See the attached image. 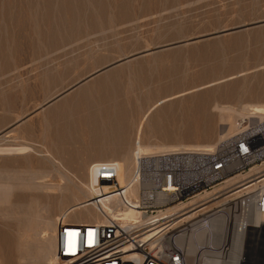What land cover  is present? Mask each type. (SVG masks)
<instances>
[{
	"label": "rangeland",
	"instance_id": "obj_1",
	"mask_svg": "<svg viewBox=\"0 0 264 264\" xmlns=\"http://www.w3.org/2000/svg\"><path fill=\"white\" fill-rule=\"evenodd\" d=\"M99 78L89 96L114 89L127 110L115 118L124 124L113 121L125 130L116 154L87 146L89 111L72 107ZM245 104L264 105V0H0V147L19 150L0 149V264H47L44 243L63 217L104 221L83 201L95 167L131 155L141 127V143L215 146L239 131L221 138L230 128L221 107L239 126ZM251 249L247 259L264 256Z\"/></svg>",
	"mask_w": 264,
	"mask_h": 264
},
{
	"label": "built area",
	"instance_id": "obj_2",
	"mask_svg": "<svg viewBox=\"0 0 264 264\" xmlns=\"http://www.w3.org/2000/svg\"><path fill=\"white\" fill-rule=\"evenodd\" d=\"M239 126L234 136L211 149L139 154L134 171L139 188L135 208L139 215L126 220L121 211L116 218L102 210L104 221L84 223L63 217L56 232V254L61 264H191V259L199 264L201 254H188L181 243V238L187 235L193 236L199 252H213L226 259L232 250L235 222L242 218L245 229L241 259L245 263L248 251L253 252L249 244L253 242L254 231L261 232L257 242L264 248V189L261 184L255 189L264 175L225 187L223 184L264 163V117L242 118ZM95 177L100 187H114L112 192L124 199L123 207L134 206L119 183L116 163H97ZM218 187L219 191L213 195L191 203L198 195ZM220 194L230 197L228 204L207 207L204 202ZM232 198L236 199L231 201ZM183 202L189 203L185 210L192 212L189 221L183 222L177 217L179 213H165ZM256 214L262 221H254ZM214 227L222 228L219 235L214 234ZM202 233L205 238L199 239Z\"/></svg>",
	"mask_w": 264,
	"mask_h": 264
},
{
	"label": "bare ground",
	"instance_id": "obj_3",
	"mask_svg": "<svg viewBox=\"0 0 264 264\" xmlns=\"http://www.w3.org/2000/svg\"><path fill=\"white\" fill-rule=\"evenodd\" d=\"M68 1V0H67ZM68 3V2H66ZM73 3V2H72ZM100 3V2H99ZM49 4V3H48ZM73 6V5H72ZM105 8V7H104ZM5 9V7H4ZM75 9V8H74ZM50 11V10H49ZM5 12V11H4ZM41 23V22H40ZM57 23V22H56ZM25 24V23H24ZM3 27V26H2ZM74 28V27H73ZM9 31V30H8ZM46 31V30H45ZM7 37V36H6ZM4 40V39H3ZM5 47V46H4ZM5 54V53H4ZM3 55V54H2ZM109 74H107V78H104L103 82H107V79H111L110 77H108ZM103 77H106V76H103ZM101 78L97 79L99 80V82L101 81L100 80ZM106 79V81H105ZM90 80V78L88 79H85L84 83H87V81ZM81 82H83L81 80ZM89 82V81H88ZM98 81H96L97 83ZM98 82V83H99ZM79 83V82H78ZM95 82L94 83H90V84H86L84 85V88L77 92L75 94V96H73V100L75 101H79V103H77L76 107L72 105V107L74 108H77V110L80 109V107L83 109H87L89 111V120L88 122H85L87 123L86 126H88V129L85 130L87 131V136L89 138L88 140V145L89 147H93L94 149L96 148H101L99 149L100 151H102L101 153L103 154H106V152H109L111 154H116L114 151V148H116V146L118 145V143L120 144V140H119V134H118V129L121 128V126L119 127L118 124H115V123H122L124 124L123 122L117 120V119H120L124 116L125 113H127V110L125 108H123L122 106L120 107H116L115 105L118 104L117 101H118V96L113 95V90L112 89V93L110 90H108V88L106 87L105 89H103V93H98L96 94V98H94L93 96H89V91L97 86V85H101L102 82H100V84H96ZM108 83V82H107ZM152 83V82H151ZM106 84V83H105ZM104 84V85H105ZM109 85V83H108ZM107 85V86H108ZM76 86V85H75ZM103 86V85H102ZM213 86V85H212ZM73 87V86H72ZM104 87V86H103ZM98 88V86L96 87ZM102 88V87H101ZM100 88V89H101ZM118 88V87H117ZM71 89V88H70ZM69 89V90H70ZM68 90V89H67ZM108 90V91H107ZM115 91V90H114ZM167 91V90H166ZM95 92V91H93ZM116 92V91H115ZM190 92V91H189ZM66 93V92H65ZM68 93V92H67ZM152 93V91H151ZM63 94V93H62ZM62 94H59L56 96V98L58 96H61ZM180 94V93H179ZM182 94V93H181ZM88 95V96H87ZM185 95V93H184ZM179 95H176L175 97H178ZM181 96V95H180ZM93 97V98H92ZM171 97V96H170ZM174 97V98H175ZM154 98V97H153ZM167 99L166 98H163L161 99L163 102H166L168 100H165ZM170 99V98H169ZM172 99V97H171ZM72 100V102H73ZM125 100V99H124ZM155 100V99H154ZM69 101V100H68ZM64 102V101H63ZM122 102V101H121ZM120 102V104H121ZM159 102V101H158ZM157 102V103H158ZM160 103V102H159ZM62 105V103H60ZM59 104V105H60ZM74 104V102H73ZM161 104V103H160ZM60 105V106H61ZM75 105V104H74ZM113 105V106H111ZM122 105V104H121ZM124 105V104H123ZM246 105V104H245ZM58 106V105H57ZM60 106H58V108H61ZM115 106V107H114ZM63 107V106H62ZM229 107V106H228ZM244 107V105H243ZM41 108V107H40ZM43 108V107H42ZM73 108V110H74ZM157 108V107H156ZM215 108V107H213ZM222 110H226L229 114V118L228 120L231 121H228L229 124H230V128L227 130L226 133H224L223 135H221V138H227L229 135H231L232 133H234L237 129L239 130L240 129V126H237L236 123H237V120L235 121L236 123H234L232 121V117H233V111L231 109H225L223 107H221ZM220 108V109H221ZM153 110V107L150 108ZM151 113H152V110H150ZM57 110H61V109H57ZM70 110H72V108H70ZM86 110V111H87ZM155 110V109H154ZM153 110V111H154ZM50 113H53L51 110H49ZM64 111V112H63ZM61 111L62 113L60 115H64L67 114V111L66 109ZM82 112V111H81ZM226 112V113H227ZM233 112V113H232ZM236 112V111H235ZM60 113V112H59ZM74 113V112H73ZM76 113V111H75ZM78 113V112H77ZM87 113V112H85ZM85 113H83L85 115ZM220 113V112H219ZM225 113V112H224ZM56 114V113H55ZM87 114V116H88ZM240 116H242V118H245L246 116L248 117H251V116H256V117H260V118H263L264 117V105L262 104H250V105H246L242 111L240 113H238ZM62 115V117H63ZM54 116V115H53ZM68 116H71V115H68ZM74 116V115H73ZM127 116V115H126ZM151 116V114L149 115ZM155 116V115H154ZM60 117V116H59ZM58 117V118H59ZM61 117V118H62ZM72 117V116H71ZM75 117V116H74ZM130 117V116H129ZM238 117V115H237ZM55 118V117H54ZM57 118V119H58ZM76 118V117H75ZM79 118V117H78ZM117 118V119H115ZM150 118V117H149ZM74 119V118H73ZM84 119V118H83ZM117 121H115V120ZM124 119V118H123ZM220 119H223L222 116ZM64 120V117L63 119ZM72 120V119H71ZM70 120V121H71ZM58 121H60V119H58ZM56 120V122H58ZM80 121V120H79ZM83 121V120H82ZM115 123H114V122ZM222 121V120H221ZM223 121H225L223 119ZM62 122V121H61ZM59 122V124L61 123ZM78 122V120H77ZM69 123V122H68ZM71 123V122H70ZM66 124V123H65ZM81 123H79L80 125ZM121 124V125H122ZM228 124V123H227ZM75 123L71 126H74ZM79 125H77L76 127L80 128ZM61 126V125H60ZM60 126L59 128L57 129H60ZM139 126V125H138ZM237 126V127H236ZM75 127V126H74ZM124 127V126H123ZM141 126H139L140 128ZM65 128V127H64ZM73 128V127H71ZM68 129V128H67ZM125 129V127H124ZM141 134L138 132L137 134L139 135L137 137V139L135 138L136 140V143L137 142H142V140L144 141L143 137H144V132H145V128L143 129V127H141ZM73 129L70 130V132H73L72 131ZM79 130V129H78ZM76 130V131H78ZM120 131H125V130H121L119 129ZM137 130V129H136ZM58 131V130H57ZM75 131V132H76ZM82 131H83V128H82ZM80 131V133L82 132ZM119 131V132H120ZM60 132V130L58 131V133ZM62 132V131H61ZM60 132V133H61ZM69 132V133H70ZM221 132V131H220ZM56 133V135L58 134ZM65 133H66V130H65ZM79 133V131H78ZM120 133H123V132H120ZM83 134V133H82ZM135 134V133H134ZM69 135V134H68ZM125 135V134H123ZM53 136V135H52ZM83 136V135H82ZM85 136V134H84ZM86 136V137H87ZM186 136V135H185ZM184 136V137H185ZM56 137V136H55ZM67 137V136H66ZM77 137V136H76ZM123 137V136H122ZM128 137V136H127ZM136 137V135H135ZM60 138V137H59ZM78 138V137H77ZM159 139V136L157 137ZM56 139V138H55ZM64 140V138H62ZM68 139V138H67ZM66 139V140H67ZM74 139H75V136H74ZM117 139V140H116ZM58 140V139H57ZM61 140V138H60ZM65 140V141H66ZM79 140V142H78ZM77 141L75 142H78L79 144L80 143H84V142H80L81 139H78ZM162 139H160L161 141ZM69 140H67L66 142L68 143ZM72 141H74L72 139ZM125 141V140H124ZM65 142V143H66ZM118 142V143H117ZM138 143V145H136V148H132L131 150V155H128L130 149H131V146H130V149H128V153L126 151V153L124 155H128L130 157H125L124 160H122L121 158V161H119L117 164H116V167L118 168V179H119V183L120 185L125 188V194H126V199L132 203L134 206L132 205H127V207H123L122 205V202H124V199L122 197L119 196V194L117 192H112L114 190V187H110V186H104V187H100L98 185V183H92L88 186V194H86L87 198L86 200H83L85 201L84 202V205L88 206L89 204H94L98 209H99V212L101 214V216L104 217V215L102 214V210H104V214L105 215H111V216H115L117 218V212L121 211L122 212V218L123 219H126V220H132V219H136V217L139 215V210L135 207L138 206V201H136L135 199H138L139 198V188L138 186L135 184V169H136V163H137V157L139 154H151V153H158V152H165V151H172V150H178V149H194V148H198V149H211L212 145H204V146H193V145H189V144H182V143H166V142H158V143H155L154 145H152L151 143ZM64 142L62 144H65ZM71 143V142H70ZM78 143H75V144H78ZM73 144V143H71ZM78 144V145H79ZM131 145V144H130ZM80 146V145H79ZM122 146V144H121ZM1 151H4L6 153H16L18 152V148H11V147H7V148H4V147H0ZM95 149V151H96ZM70 150V149H69ZM73 150V149H72ZM92 150V149H91ZM90 150V151H91ZM0 151V152H1ZM70 152V151H69ZM97 152V151H96ZM68 153V152H67ZM71 154L73 155L74 152H71ZM93 154V153H92ZM101 154V155H102ZM97 155V154H96ZM98 155L99 152H98ZM137 155L136 159H135V167L133 169V171L131 170L132 169V158L133 156ZM76 156V155H75ZM92 156V155H91ZM90 156V157H91ZM94 156V155H93ZM92 156V158H93ZM104 156V155H103ZM98 157V156H97ZM105 157V156H104ZM123 157V156H122ZM95 158V156H94ZM119 159V160H120ZM98 160H102V156L101 157H98L95 159V161H98ZM263 164L261 165H256L254 166L251 170L247 171L246 173H240V174H237L236 176L232 177L230 180H228L225 184H223V186H227L231 183H241L245 180H247L248 178H251L253 177V179L251 180H255L256 178L264 175H258V176H254L258 173H260L261 171H263V169H260L261 166H263ZM133 172V175H132V179H131V182H130V175L131 173ZM264 179V178H263ZM247 182V181H246ZM244 182V183H246ZM242 183V184H244ZM2 184L4 183H1V188H4L5 186H3ZM10 184V183H9ZM261 184V186L263 187L264 189V180L262 182H260L259 184L256 182V185H255V189L257 186H259ZM6 185V184H4ZM261 186H260V189H261ZM12 187V186H11ZM219 187L218 188H214L212 191L210 192H206L204 194H200L198 195L197 197H195L194 199L191 200V203H195L197 202L199 199H204L206 197H209L211 195H213V193L215 192H218L219 191ZM111 192V193H110ZM3 193V192H2ZM227 196H223V194H220L216 197H213L209 200H207L206 202L204 203H208L207 204V207H210L214 204H217V203H220V205H226L228 204V197L227 200H226ZM236 198H232L231 201H234ZM79 205V204H78ZM81 205V204H80ZM79 205V206H80ZM83 205V204H82ZM189 203H186V202H183V203H179V204H176L170 208L167 209V211H165V213H170V212H173V213H179L178 214V218H181L183 222H186V221H189L188 218L192 216V212L189 213V211L185 210L187 207H188ZM78 207V206H77ZM89 207V206H88ZM89 210V209H88ZM249 212V210L247 211ZM250 213V212H249ZM189 214V215H188ZM247 217V216H246ZM105 218V217H104ZM177 219V218H176ZM37 221V219L35 220ZM254 221L256 223L262 221V217H259L257 214L254 215ZM40 223V222H39ZM42 223H44V225H50L51 221L49 222L48 221H45V220H42ZM254 227H256V225L258 224H253ZM51 226V225H50ZM33 227V226H32ZM49 227V226H47ZM37 229V227H36ZM36 229H35V232H36ZM51 229V228H50ZM55 229V228H54ZM222 228L220 227H217V228H213L214 230V234H220L219 232L221 231ZM244 229H245V218H242V219H238L237 222H235V229H233V237H232V245H231V252H230V255L226 258V259H223V258H220L218 256H215L213 254V252H205V251H197L196 250V245H195V242L193 241V236H186V237H182L181 238V243H183V245L186 247L187 249V252L188 254H195L197 252L198 255L201 254L202 256V259L204 258V262L201 263V261L199 262V264H260L261 262H263L264 264V256L262 255H259L255 258H253L251 256L250 259H247V256H246V260L244 261L245 263L242 262V259H241V248H242V239H243V233H244ZM55 231V230H53ZM39 233V232H37ZM260 231H254L253 233V242L251 241V243L249 244L250 245V248H253V245L254 243L256 244H260L257 242V240L259 239L260 237ZM204 236L205 238V235L202 233L199 235V239H202ZM54 238V236H53ZM51 238L52 240H50L49 242H45V251H42V252H45L46 254V260L49 261L47 264H61L62 261L58 258L56 252H57V239H53ZM193 242V243H192ZM38 243V242H37ZM40 243V242H39ZM253 244V245H252ZM41 245V244H40ZM41 248V246H40ZM195 250V251H194ZM249 250V249H248ZM28 252V251H27ZM39 253V252H38ZM196 254V255H197ZM44 255V253H43ZM41 255L39 257L43 258L44 256ZM247 255H250L249 251L247 253ZM193 256V255H192ZM39 258V259H41ZM43 260V259H42ZM41 260V261H42ZM46 263V262H45ZM191 264H195L194 260L191 261Z\"/></svg>",
	"mask_w": 264,
	"mask_h": 264
},
{
	"label": "crops",
	"instance_id": "obj_4",
	"mask_svg": "<svg viewBox=\"0 0 264 264\" xmlns=\"http://www.w3.org/2000/svg\"><path fill=\"white\" fill-rule=\"evenodd\" d=\"M107 156V155H106ZM117 156V155H116ZM101 157V156H100ZM102 157H103V155H102ZM98 158V157H97ZM96 159V158H95Z\"/></svg>",
	"mask_w": 264,
	"mask_h": 264
}]
</instances>
